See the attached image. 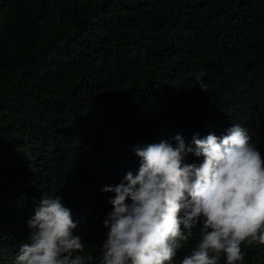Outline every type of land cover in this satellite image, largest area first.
<instances>
[{"label":"trees","instance_id":"obj_1","mask_svg":"<svg viewBox=\"0 0 264 264\" xmlns=\"http://www.w3.org/2000/svg\"><path fill=\"white\" fill-rule=\"evenodd\" d=\"M233 123L264 154V0H0V264L41 193L62 197L98 264L115 195L101 188L136 173L134 146ZM241 249L264 264V244Z\"/></svg>","mask_w":264,"mask_h":264},{"label":"clouds","instance_id":"obj_2","mask_svg":"<svg viewBox=\"0 0 264 264\" xmlns=\"http://www.w3.org/2000/svg\"><path fill=\"white\" fill-rule=\"evenodd\" d=\"M133 150L136 173L101 188L115 195L98 264H176L197 228L200 238L179 264H219L222 254L225 264H240L242 243L264 244V154L246 127L233 123L189 143L177 133ZM189 154L202 159L186 162ZM27 224L13 264H85L84 240L60 195L41 193Z\"/></svg>","mask_w":264,"mask_h":264}]
</instances>
